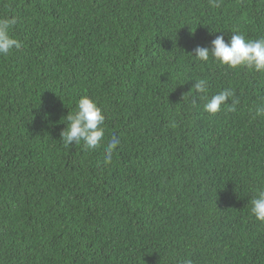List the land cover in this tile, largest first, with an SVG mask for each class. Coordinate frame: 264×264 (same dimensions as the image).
I'll list each match as a JSON object with an SVG mask.
<instances>
[{
	"label": "trees",
	"instance_id": "obj_1",
	"mask_svg": "<svg viewBox=\"0 0 264 264\" xmlns=\"http://www.w3.org/2000/svg\"><path fill=\"white\" fill-rule=\"evenodd\" d=\"M12 17L0 264H264L250 212L264 190V72L189 54L233 30L264 37V0H0ZM200 78L209 97L232 89L236 111L204 112ZM82 96L105 116L96 149L61 141Z\"/></svg>",
	"mask_w": 264,
	"mask_h": 264
},
{
	"label": "clouds",
	"instance_id": "obj_2",
	"mask_svg": "<svg viewBox=\"0 0 264 264\" xmlns=\"http://www.w3.org/2000/svg\"><path fill=\"white\" fill-rule=\"evenodd\" d=\"M222 0H210L213 7H220ZM16 19L0 18V56L8 55L13 49H19L21 42L11 34ZM193 53H189L198 61L207 62L210 56L220 65L230 68L246 67L256 72H264V37L246 39L244 35L233 30V34L226 42L224 35H218L211 41L210 47L197 46ZM191 90H194L197 99L203 100V111L215 114L222 105L228 106V111L235 112L239 102L232 89H223L208 96V80L200 78L194 81ZM231 101L229 104L228 101ZM196 103V100H193ZM256 116H264V106L255 110ZM105 116L102 109L89 97L82 96L72 114L66 116V128L61 132V141L70 146L83 143L87 149H96L103 142ZM120 143L116 135H112L105 147V162H110L113 152ZM251 214L259 221L264 222V190L257 192L250 201ZM182 264H193L191 259H185Z\"/></svg>",
	"mask_w": 264,
	"mask_h": 264
}]
</instances>
